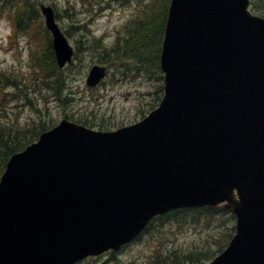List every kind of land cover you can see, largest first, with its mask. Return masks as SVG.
Segmentation results:
<instances>
[{"label":"water","instance_id":"water-1","mask_svg":"<svg viewBox=\"0 0 264 264\" xmlns=\"http://www.w3.org/2000/svg\"><path fill=\"white\" fill-rule=\"evenodd\" d=\"M250 0H172L165 93L116 130L68 119L13 154L0 181V264H72L157 214L219 205L236 232L208 264H264V16ZM60 66L74 48L43 5ZM106 67L94 65L88 83Z\"/></svg>","mask_w":264,"mask_h":264},{"label":"rangeland","instance_id":"rangeland-1","mask_svg":"<svg viewBox=\"0 0 264 264\" xmlns=\"http://www.w3.org/2000/svg\"><path fill=\"white\" fill-rule=\"evenodd\" d=\"M35 1L39 4H51L59 10L60 25L71 30V34L67 33L69 40L74 46H80L79 55L69 66L70 69L65 71L66 92L70 93L72 99L61 100L50 87L49 90L30 89L28 95L33 99V104L22 107L18 104L24 103L21 99L7 104L4 109L7 111L6 120L17 119L18 116L20 124H27L41 117L49 120V123L57 124L68 116L97 129H114L143 118L159 104V86L163 85V80L160 67L151 51H145L148 57L144 61L127 56L122 62L113 63L103 51L87 48L88 45H95L90 40L95 35L103 37V43L109 48L114 47L119 40L122 46L120 51H126L124 37L134 24L151 15L154 0ZM164 1L156 0L154 10H158ZM12 8L13 5L8 2L0 3V93L4 87L7 89L2 80V72H6L11 79L16 75L18 80L24 74L25 81H28L32 70L28 35L20 33L11 38L14 36L10 16ZM135 19L137 20L133 24ZM151 38L150 43H153L154 37ZM12 39L14 43L10 47ZM37 39L41 40L42 35H38ZM129 45L131 51L133 43ZM95 63L106 64L109 74L99 85L91 87L86 83V75ZM92 122L99 124L92 125ZM217 213L180 212L171 214L166 219H155L140 237L120 250L86 257L76 264H157L161 257L175 251L180 254L195 248L200 251L207 248L218 249L235 227L236 218H231L229 212ZM225 246L217 250L216 254Z\"/></svg>","mask_w":264,"mask_h":264},{"label":"trees","instance_id":"trees-1","mask_svg":"<svg viewBox=\"0 0 264 264\" xmlns=\"http://www.w3.org/2000/svg\"><path fill=\"white\" fill-rule=\"evenodd\" d=\"M129 1V0H127ZM13 5L12 16L17 30L27 33L31 40H36L37 46L31 51L32 58V70L28 81H25V75L22 74V78L18 80L15 75L13 79L9 78L6 72H2L4 82H9L13 86H16V92H10L4 94L0 100V176L5 169L6 163L9 157L16 151L23 149L27 144L35 140L39 134L48 129L50 123L46 120L33 119L27 124H20L18 116L17 119L6 120L7 111H4L5 105L8 100H24V102H32L33 99L29 97L30 89L38 90L41 88L49 87L54 90L60 97H63L65 92V70L60 69L57 66L54 51L52 49L51 38L48 34L43 19L40 14V9L37 2L34 0H5V3ZM169 0H165L159 5L158 10H154L156 6V0L151 5L152 13L147 15L142 21L134 22V26L128 30L129 34L124 37V41L127 44L126 51H120L119 40L112 48L106 47L102 39L93 37L95 45H88L87 48H92L97 51H103L111 62H122L127 56L138 58L140 61H144L147 55L145 51L149 50L157 65H159L161 42L163 36V29L166 21L167 10ZM252 8L264 14V0H252ZM146 29V30H145ZM38 35H42V39L38 40ZM151 37H154V42L151 41ZM150 38V39H148ZM133 43V48L130 51V43ZM124 46L126 45L122 42ZM100 49V50H99ZM80 46L77 45L76 55H79ZM140 69V67H138ZM7 76V77H6ZM160 93L162 95L163 86L160 85ZM160 95V98H161ZM40 111V110H39ZM229 212L230 217L234 218V214L228 209L222 206H205L200 208H183L175 210L167 215L158 216L160 219H166L171 214L180 212H193V213H209L211 215L218 214L217 212ZM157 218V217H156ZM235 227L232 228L227 235L226 240L219 246L218 249H201L198 248L188 250L187 252L178 253L173 252L168 256L161 257L157 264H205V261L216 255L217 250L222 249L224 245H227V241L233 235Z\"/></svg>","mask_w":264,"mask_h":264}]
</instances>
